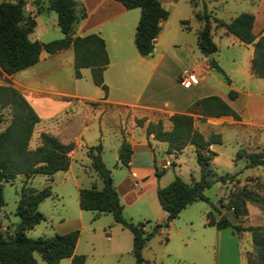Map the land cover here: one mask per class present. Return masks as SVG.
<instances>
[{
	"label": "trees",
	"instance_id": "obj_1",
	"mask_svg": "<svg viewBox=\"0 0 264 264\" xmlns=\"http://www.w3.org/2000/svg\"><path fill=\"white\" fill-rule=\"evenodd\" d=\"M124 8H137L138 19L134 29L133 44L141 56L150 55L153 43L160 26L165 20L167 11L158 0H116ZM26 0L0 1V71L10 75L37 62L39 54H47L70 47L72 50V68L74 78H80L82 68L89 69L92 83L103 90L107 88L103 82L102 72L108 63L103 39L96 33L83 36H73L76 22L85 15L83 8L76 0H46V6H39L38 12L44 9L52 10L56 14V25L61 36L46 42L30 39L29 34L35 26L34 18L25 14L23 5ZM195 8V4H192ZM193 17L200 22L195 31L196 45L203 56L216 50L211 40V20L224 29L225 33L233 35L239 42L252 45L250 70L257 77H264V34L255 37L251 31L253 15L240 12L228 21L211 16L202 2L200 10L194 9ZM183 28L187 27L186 20H180ZM209 66L220 73L226 83L229 79L218 66L213 57L207 59ZM227 96H236L234 90L229 89ZM94 103V102H93ZM8 113L7 122L0 127V209L4 205L2 183L12 182L21 175L22 183L18 190V198L14 207L20 226L10 232H4L0 227V264H36L33 253L36 252L46 264H58L62 258H69L68 264H84L85 256L74 253V246L78 230L73 229L64 233H54L50 236L31 238L25 232L44 220V215L37 210V205L51 194L50 185L41 189L28 185V181L36 174L47 176L48 179L56 171L68 168V152L73 148L72 142L62 143L48 133L38 134V145L29 147V139L34 125L39 117L26 100L24 95L8 80L0 83V124L4 120L2 110ZM198 119L205 116L230 115L234 120L240 119L239 114L217 95H207L194 100L186 112L173 113L168 117L171 122L169 129H164L160 119L148 121L144 126L145 135L152 134L153 138L166 143L167 153L179 152L185 145H192L194 159L198 166V178H191L186 182L175 176L166 185L157 187L156 199L160 208L165 212L163 220L153 222L149 228V220L131 221L122 215V205L114 188L110 170L101 159V144L85 146V154L89 159L91 170L101 182V186L94 185L80 187L77 193L78 206L90 210L94 215L110 213L114 222L126 228L131 234V250L133 264H152L142 257V248L159 229L167 227L177 216L179 211L195 200L207 201L203 190L210 186L213 180L221 182L232 181L238 171L223 173L215 176L211 166V159L215 152L209 149L210 144L222 142L220 133L211 132L204 137L193 127V117ZM137 125L142 120L136 119ZM131 154L130 144L122 137L117 148V161L127 166ZM234 158L244 159V168L264 167V145L259 150L246 152L237 149ZM163 169L156 171L159 176ZM214 177V179H212ZM254 201L264 210V203L257 194L246 188L239 189L226 201L233 216L239 218L247 215L246 201ZM206 225L217 229L232 227L237 231H248L254 250V256H245V264H264V225L241 226L231 223L226 217L214 219L211 211L205 213ZM197 264V263H183Z\"/></svg>",
	"mask_w": 264,
	"mask_h": 264
},
{
	"label": "rangeland",
	"instance_id": "obj_2",
	"mask_svg": "<svg viewBox=\"0 0 264 264\" xmlns=\"http://www.w3.org/2000/svg\"><path fill=\"white\" fill-rule=\"evenodd\" d=\"M160 1L167 11V16L159 43L156 45V55L163 43H167L171 38H174L178 43L176 42L177 44L174 46L169 45L166 55L174 60H179L180 67L189 71L193 69V64L196 61L195 54L190 50L194 37L192 31H185L180 27V20H186L192 29L196 27L198 21L194 19L193 11L194 9L200 10L202 2L205 0H172L173 4L170 3L169 5L164 4L165 0ZM207 1L206 10L210 11L211 16L217 19L228 21L240 12H249L253 15V18L255 16V27H262L264 23V0ZM192 4L196 5L195 8ZM39 6L45 7L46 0H26L23 5L25 14L31 15L33 18L38 14L36 17L37 26L29 34V38L34 39L36 37L39 41L46 42L60 37L61 33L56 25L54 11L44 9L38 12ZM220 29L223 28L211 20L210 33L216 45L213 58L216 61L218 60L224 69L228 70L230 58L234 57L236 60H240L243 56L244 47L237 43L230 44L228 38L232 36L227 35L231 37H226V35L219 32ZM184 42L191 45H186ZM196 52H198V48ZM43 54L46 55L44 51ZM197 54L201 56L200 53ZM44 61H47L46 81L53 85L50 87L51 90L53 87H59L58 85L63 82L66 90H71L76 85L79 93L93 95L94 92H98V88L90 79L89 72L83 71L80 78L74 79L72 67L70 72V67L63 62L61 55ZM194 73L198 72L195 70ZM211 73L224 84L220 73L213 69ZM106 79L110 81L108 75ZM0 83H2L1 74ZM140 83V79H133L131 76L124 74L122 84H128L131 90L136 89ZM76 108L78 110L77 115L72 118L71 127L67 134L70 135L72 132H76L86 124L85 141H90V145L98 141L102 143V161L115 179H118L121 173L125 172V169L119 165L114 167L117 147L114 146V137L110 130L113 129L112 122H115L116 119L114 117L110 119L112 113L109 112L108 127L105 128L102 138L97 140V120L92 118L88 122L85 121L89 112L85 105L76 104ZM123 111L121 109V112ZM2 113L4 120L0 127L9 118L6 109H3ZM42 122L49 124L52 121L45 119ZM261 130V127L248 129L245 127L237 128L234 125L223 127L221 130L222 142L216 145L219 151L218 160L214 164L211 163L215 176L241 169L244 159L234 158L235 149H243L246 152L261 149L264 145L259 133ZM84 144L82 141L81 146L75 148L74 152L71 153L73 160L70 161V168L67 171L54 172L50 182H45V175L42 174H36L29 180L28 185L35 189H41L49 184L52 197L46 198L39 205V209L45 215V220L28 229L25 234L31 238L50 236L63 231L66 227L74 226L78 230V249H89V238L92 231L95 230L99 235L98 245L94 247L95 250L92 255L86 256L85 264H97V262L99 264H133V257L129 252L131 244L129 231L115 223L110 213L94 216L90 210L78 207L76 184L79 187L94 185L99 188L101 186L99 178L90 168ZM161 155V151H155V159H159ZM230 155H233V168L228 165ZM167 159L172 160L173 163L169 160V166L164 169V174L159 180L160 183H168L175 176L186 182L190 181L191 178H198V166L192 148L186 149L176 158L168 155ZM159 167L162 168L161 165ZM247 170L251 171L252 169ZM21 183V175H17L12 182L2 183L4 205L0 209V227L6 233L13 230L18 223L17 216L14 214V207ZM241 188H246L249 192L257 194L264 203V167H261L257 174L245 178H242L238 173L229 182L223 183L213 180L210 186L203 190V195L207 198V201L195 200L186 205L167 227L159 229L148 239L142 249L143 259L152 264H183L190 262L197 264H245L246 255L254 256L249 232H236L232 227L215 229L213 226L205 224V213L211 211L214 219L224 216L232 224L238 223L241 226L264 225V210L254 201H246L247 215L239 218H235L230 208L226 207V201ZM157 204L156 194L150 188L144 196L133 204H126L122 208V215L131 221L149 220V224L145 226V228H149L151 223L161 221L159 218L161 210ZM110 224H114V229H110ZM102 229L110 231L111 241L108 247ZM111 249H120L121 252L114 253L110 251ZM33 256L36 264H46L36 252L33 253Z\"/></svg>",
	"mask_w": 264,
	"mask_h": 264
},
{
	"label": "crops",
	"instance_id": "obj_3",
	"mask_svg": "<svg viewBox=\"0 0 264 264\" xmlns=\"http://www.w3.org/2000/svg\"><path fill=\"white\" fill-rule=\"evenodd\" d=\"M158 1L164 8L161 1ZM76 2L83 8L85 15L76 22L72 35L83 36L88 33H96L103 39L108 63L102 72V76L107 91L104 95L103 90L95 85L98 88V92H94L93 95L79 93L76 85L73 89L66 90L63 82L58 85L59 87H53L54 89L52 88L51 90L50 87L53 85L46 81L45 70L47 69V61L44 60L61 55L63 62L70 67L71 72L73 56L70 47L51 54L46 53V55L41 51L36 63L17 70L10 75H6L0 71L2 83L8 80L13 87L17 88L39 117V121L34 125L29 139L30 148L38 145V134L40 132H48L56 136L62 143L72 142L73 148L68 152L69 165L66 170H63L67 171L70 168V161L73 160L71 153L74 152L75 148L81 146L82 141L85 143L84 149L85 146L90 145V141H85L86 124L76 132H72L70 135L67 134V131L71 127L72 118L77 115L78 110L76 104L87 107L89 112L85 121L88 122L92 118L97 120V140L102 138L105 128L108 127L109 123L107 122L110 116L109 112H111L112 116H110V119H113V117L116 119L115 122H112L113 129L110 130L114 137V146L118 148L122 137L131 146V154L127 166L118 163L116 151L114 167L119 165L125 169V172L121 173L118 179H115L113 174H111L114 188L123 208L126 204H133L140 197L144 196L150 188L155 192L157 187H162L167 184V182L160 183L159 180L162 174H164V169L169 166L170 159H167L168 155L176 158L177 155H181L188 148H192L193 150L192 145H185L179 152L167 153L165 142L154 139L152 134L145 135V124L148 121L154 122L160 119L163 128L169 129L171 122L168 120V117L173 113L186 112L189 105L198 98L207 95H217L233 108L240 117L238 121L234 120L230 115L205 116L203 119H198L195 114H192L193 127L204 137H207L211 132L220 133L221 135L223 127H227L228 125H234L237 128L245 127L246 129L261 127L262 130L259 133L264 144V77H257L250 70V61L252 58L251 44L241 43L233 35L225 33L223 29L219 30L226 37L232 36L228 38L230 44L237 43L244 47L243 56L240 60H236L234 57L230 58L228 70L224 69L218 60H215L229 79V83H226L222 77L223 84L221 80L211 73L212 68L208 64V56H203L199 50L196 52L195 31L200 27V22L193 29L188 24V28H183L180 25L183 30L192 31L194 38L190 50L195 54L196 61L193 64V69L190 70L194 72L196 70L198 72L195 73L198 78L197 83L184 87L179 83V77L187 70L180 67L179 60H174L166 55L168 46H174L178 42L174 38H171L169 42L163 43L156 55V45L159 43L166 19L159 22L160 29L153 43L150 55L141 56L137 53L133 44L134 29L139 14L137 8L126 9L116 0H76ZM164 2V4L169 5L172 3V0H165ZM204 3L207 7L208 1L205 0ZM37 15L34 16V27L37 26ZM251 31L255 37L264 34V23L262 27H255V16ZM34 39L37 38L35 37ZM184 44L187 45L188 43L184 42ZM215 51L211 53V57L214 56ZM197 53H200L201 56ZM83 71L89 72V69L82 68L80 70L81 76ZM124 74L131 76L133 79L141 80V83L134 89L135 91L131 90L128 84H122ZM107 75L110 81H107ZM229 89L236 92V96L232 99L227 96ZM121 109L124 111L121 112ZM45 119L52 122L49 124L43 123L42 121ZM136 119L142 120V124L137 125L135 123ZM245 133L247 137V132L245 131ZM100 144L102 153L103 145L102 143ZM216 145L218 144L213 143L209 145V149L215 152L211 159L213 164L217 162L219 155ZM157 150L162 152L159 159H155V151ZM232 158L233 155H230L228 162L230 168L234 167ZM170 162L173 163L172 160ZM160 165L162 168L159 167ZM161 169L163 171L159 176H156L155 170L159 171ZM247 169L249 167L244 168L243 165L239 169V175L242 178L257 174L261 166L251 167V171ZM51 180L52 176L50 179L45 176V182H50ZM75 186L78 193L80 187L77 184ZM48 197H52V191L46 198ZM41 202L37 205V210L40 212L39 205ZM157 206L160 207L159 204ZM159 209L161 210L159 218L163 220L165 212L161 208ZM41 213L43 214V212ZM114 227V224H110L111 230ZM73 229H75L74 226L66 227L59 233ZM102 232L105 234L104 240L108 247L111 241V237L109 236L110 231L102 229ZM98 236V233L93 230L89 238V249H78L77 237L73 251L76 254H83L85 256L84 264L86 262V256L92 255V252L95 250L94 247L98 245ZM119 250L111 249L110 251L119 253L121 252ZM68 262L69 258H62L58 264H68ZM97 264L99 263L97 262Z\"/></svg>",
	"mask_w": 264,
	"mask_h": 264
},
{
	"label": "built area",
	"instance_id": "obj_4",
	"mask_svg": "<svg viewBox=\"0 0 264 264\" xmlns=\"http://www.w3.org/2000/svg\"><path fill=\"white\" fill-rule=\"evenodd\" d=\"M197 81L198 78L193 70L186 71L179 77V83L184 87L196 84Z\"/></svg>",
	"mask_w": 264,
	"mask_h": 264
},
{
	"label": "water",
	"instance_id": "obj_5",
	"mask_svg": "<svg viewBox=\"0 0 264 264\" xmlns=\"http://www.w3.org/2000/svg\"><path fill=\"white\" fill-rule=\"evenodd\" d=\"M154 42H155V39L152 40V43H154ZM207 56H208V58H211V54H208ZM19 226H20V223L18 222L17 225L15 226V230H17L19 228Z\"/></svg>",
	"mask_w": 264,
	"mask_h": 264
}]
</instances>
